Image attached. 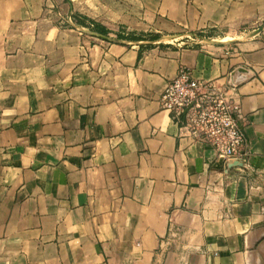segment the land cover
I'll return each mask as SVG.
<instances>
[{"label":"crops","instance_id":"1","mask_svg":"<svg viewBox=\"0 0 264 264\" xmlns=\"http://www.w3.org/2000/svg\"><path fill=\"white\" fill-rule=\"evenodd\" d=\"M181 67L244 158L161 109ZM0 264H264V0H0Z\"/></svg>","mask_w":264,"mask_h":264},{"label":"built area","instance_id":"2","mask_svg":"<svg viewBox=\"0 0 264 264\" xmlns=\"http://www.w3.org/2000/svg\"><path fill=\"white\" fill-rule=\"evenodd\" d=\"M159 104L173 116L183 136L208 143L217 156L232 162L247 155L240 107L226 89L200 82L181 67L166 83Z\"/></svg>","mask_w":264,"mask_h":264},{"label":"water","instance_id":"3","mask_svg":"<svg viewBox=\"0 0 264 264\" xmlns=\"http://www.w3.org/2000/svg\"><path fill=\"white\" fill-rule=\"evenodd\" d=\"M260 31H261V29H257V30L254 32L253 35H256V34L259 33ZM237 165H238V163H232V164H229L228 167L231 168V167H235V166H237Z\"/></svg>","mask_w":264,"mask_h":264},{"label":"rangeland","instance_id":"4","mask_svg":"<svg viewBox=\"0 0 264 264\" xmlns=\"http://www.w3.org/2000/svg\"><path fill=\"white\" fill-rule=\"evenodd\" d=\"M260 28H262V27H260ZM259 28V29H260ZM251 29H249V31H250ZM248 34V33H247ZM254 34V32H251V33H249V36H251V35H253ZM229 38V37H228ZM226 41H229V39H227Z\"/></svg>","mask_w":264,"mask_h":264}]
</instances>
